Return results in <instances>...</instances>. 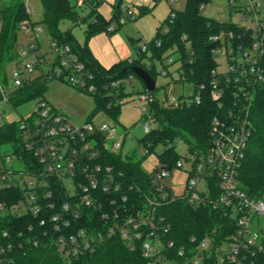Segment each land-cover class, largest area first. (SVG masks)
<instances>
[{
	"label": "built area",
	"instance_id": "1",
	"mask_svg": "<svg viewBox=\"0 0 264 264\" xmlns=\"http://www.w3.org/2000/svg\"><path fill=\"white\" fill-rule=\"evenodd\" d=\"M169 1L174 4L178 0ZM229 2L233 12L241 13L242 21L231 22L233 28L210 35L216 65L208 82L194 85L181 81L192 84L193 93L167 96L163 103L147 88L139 95L145 118L157 123L144 125L149 133L159 125L152 108L155 101L180 107L200 103L208 93L217 110L211 120L207 151L189 149L186 162L180 159L172 169L162 166L155 153L158 162L150 172L155 187L133 201L132 186L124 181L123 172L99 162V135H104L106 149L117 152L123 147L124 134L118 133V127L107 122L77 123L47 99L37 100L36 108L20 118L21 144H0V264L12 262L20 252L27 253L42 242L53 245L70 260L95 251L115 235L121 236L131 249L141 242L148 264H179L172 257L174 242L167 238L171 225L160 208L180 197L193 206H208L231 215L236 222L235 232L217 245L210 236L199 240L192 237L196 245L178 250V255L185 256L184 264H203L210 257L217 264H257L255 259L264 254V197H252L242 187L239 176L252 135L251 107L264 83V0ZM78 5L87 4L79 0ZM204 6L203 3L201 9ZM26 7L31 15L30 6ZM137 12L136 5L123 2L119 23L133 20ZM21 30L29 34V41L18 49L12 87L0 78V106L7 104L14 109L10 103L14 90L42 77L67 79L88 94L97 91L94 73L70 44L51 39L55 56L49 59L38 41L42 26L25 19ZM114 30V25L108 27V31ZM163 31L168 32L169 27ZM140 47L145 51L148 43L142 42ZM173 61L170 57L166 64ZM36 70L39 74L33 77ZM134 79L130 74L113 82V86ZM9 122L0 116V126ZM4 145H10L11 151H2ZM150 145L143 156L155 152ZM179 169L187 175L180 194L165 182ZM35 216L41 239L36 237L35 222L30 220ZM21 221L23 227L19 225Z\"/></svg>",
	"mask_w": 264,
	"mask_h": 264
},
{
	"label": "trees",
	"instance_id": "2",
	"mask_svg": "<svg viewBox=\"0 0 264 264\" xmlns=\"http://www.w3.org/2000/svg\"><path fill=\"white\" fill-rule=\"evenodd\" d=\"M41 1L44 7L43 24L49 30L51 39L70 44L86 62L87 68L95 75L97 91L90 94L95 100V105L86 121H92L98 111H105L111 118L118 121L121 113L120 100L126 98L129 93L126 92L125 83L114 87L113 82L124 79L130 74L135 76L136 74L131 69L132 66H142L156 78L158 72L155 67L147 66L142 62V57L149 53L152 58H159L166 69L170 66L166 64V60L177 55L172 64L177 65L176 70L182 76L180 81H187L194 85L208 82L210 71L216 65L212 54L214 44L210 42L209 37L220 29L233 28L231 22L222 23L203 15L201 5L210 0H187L184 10L178 11L171 8L166 23L169 31L164 32L163 27L158 28L156 36L147 42V50L143 51L139 47L137 50L139 55L132 61H121L110 69H105L92 56L88 42L91 37L100 32L114 33L122 26L119 18L123 0L115 1L114 13L109 20L99 12V7L104 0H85L87 4L85 8L89 11L87 15L79 13L77 9L79 0ZM173 12L174 16H172ZM140 13H147V10L141 8ZM0 14V78L3 83H7L6 65L18 58L16 43L20 25L25 19L33 20L27 12L24 0H10L9 3L2 4ZM33 23L37 24L34 21ZM66 23L71 26L63 29ZM113 24L115 30L108 31V27ZM82 25L85 26L83 42L74 33V28ZM185 36L187 39H184ZM137 41L135 40L134 43ZM181 70H183L182 73ZM169 74H171L170 71ZM175 80L173 78V81ZM51 81L45 77L37 78L14 90L10 96L13 108L18 109L28 102L46 99L45 93ZM152 108L159 126L146 133L139 142L144 147L151 143L149 146L151 151H155L160 145L164 146L163 151L158 153L162 166L172 169L181 159L175 148L174 140L177 136H183V133L194 138V142L190 143V151L193 152L195 149L207 151L211 141V120L217 110L215 101L208 93L204 94L200 103L191 102L184 103L180 107H172L161 105L157 100ZM250 118L252 135L239 178L242 187L252 197H264V83L258 88L251 107ZM20 120L0 126V144L9 142L21 144ZM104 142V135H99L101 152L99 162L112 165L118 171L123 172L124 181L128 183V186H132V200L135 201L138 197L150 193L155 184L154 175L143 168L142 162L146 157L136 159L135 152H133L125 158L119 152L106 149ZM160 212L166 215L171 225L167 238L174 242L172 257L179 264H184L185 256L178 255V250L196 245L192 242V237L199 240L210 236L217 245L236 230L233 216L225 215L222 211L208 206H193L184 197L165 203L160 208ZM30 220L35 222V235L41 239L38 217L35 216ZM98 220L102 223L101 219ZM19 225L23 227L24 222L21 221ZM255 260L257 264H264V254L258 255ZM5 264H148V258L144 255L141 242H138L136 249H131L121 236L115 235L104 240L95 251L70 260L63 258L53 245L42 242L27 253L20 252L12 262ZM203 264L217 263L214 257H210Z\"/></svg>",
	"mask_w": 264,
	"mask_h": 264
},
{
	"label": "rangeland",
	"instance_id": "3",
	"mask_svg": "<svg viewBox=\"0 0 264 264\" xmlns=\"http://www.w3.org/2000/svg\"><path fill=\"white\" fill-rule=\"evenodd\" d=\"M27 6H30L31 19L37 24L41 25L43 31L38 36V41L41 45L42 51L45 52L47 58L53 59L55 54L51 47V35L47 27L43 24V13L44 7L41 0H24ZM10 0H0V8L2 4L9 3ZM114 0H105L100 9L111 8ZM187 0H178L174 4H171L169 0H151L149 6L153 7L152 12L147 13H137L136 17L121 26L120 30L131 31L128 37L138 40L136 43H131L135 50V58L139 55L137 50L139 49L141 43L148 42L152 40L157 32L158 28H165L167 23V16L170 13L171 8L178 11H182L185 8ZM127 4V3H126ZM78 11L80 14L87 15L88 9L85 7L78 6ZM203 15L215 19L218 22H240L242 21L241 13L233 12L229 0H210L208 1L204 8L202 9ZM71 25L66 23L63 25V29L69 28ZM84 29L85 26H77L74 28V33L76 36L83 41L84 40ZM119 30V31H120ZM17 48L21 49L23 44L29 41V34L24 31L18 32ZM177 57V55L175 56ZM175 57H173L175 59ZM220 59V58H219ZM142 62L147 66H153L157 70L158 74L155 78L156 87L153 92L155 97L160 102H165L167 96L181 95H191L193 93V85L181 82L180 73L176 70V64H171L168 66V70L171 74H165L163 64L161 60L157 57L152 58L151 53L147 56L142 57ZM15 69V62H10L6 65V73L8 77V83L12 87V75ZM39 74V70H36L32 76L36 77ZM173 78L176 80L173 81ZM126 92L129 93L126 98L120 100L121 113L118 121L111 118L105 111H98L92 118L95 124H101L107 122L110 125H116L119 134H125L123 140V147L117 152L121 153L123 157L127 158L135 152V158L140 159L145 153L146 148L139 142L146 134L144 125L146 123L152 126L157 125L154 121L145 118L144 111L142 109L144 103L140 100V93L146 92V86L143 80L135 75V79L132 82L125 83ZM45 97L54 106L61 109L71 120L77 123H83L88 118L89 114L94 108L95 100L93 96L85 93L78 88L70 85L65 80H52L49 83V88L45 93ZM37 106V101L28 102L18 109H12L7 104H2L0 110L2 114L0 116L5 121H16L22 116L32 112ZM159 126V125H158ZM123 139V138H122ZM194 142L192 136L183 133V136H177L174 140L175 148L180 155V158L185 161L186 155L189 153L190 143ZM2 151H11L10 145H4L1 147ZM164 149V146L160 145L156 147L155 152L149 154L146 159L142 162L143 168L147 172H153L155 170V164L158 162V156L155 153H160ZM175 172L168 177L165 182L172 188L175 193L180 194L182 192L180 185H175ZM264 226V220L262 222Z\"/></svg>",
	"mask_w": 264,
	"mask_h": 264
},
{
	"label": "crops",
	"instance_id": "4",
	"mask_svg": "<svg viewBox=\"0 0 264 264\" xmlns=\"http://www.w3.org/2000/svg\"><path fill=\"white\" fill-rule=\"evenodd\" d=\"M105 1V0H104ZM111 4V8H99V12L107 19H111L114 13V4ZM124 3L134 4L140 13L141 8H145L147 12H152L153 7L149 6L151 0H123ZM102 5V4H101ZM100 5V7H101ZM114 25V24H113ZM115 26V25H114ZM121 28V27H120ZM120 28L114 33L100 32L90 38L88 42V47L92 56L96 61L105 69H110L112 66L120 63L121 61L134 59L135 50L133 48V43L130 42L128 35L131 31L125 29V31L120 30ZM120 30V31H119ZM131 34V33H130ZM80 40V39H79ZM81 41V40H80ZM84 41V40H83ZM81 41V42H83ZM132 43V44H131ZM50 102V101H49ZM52 104V103H51ZM53 105V104H52ZM54 106V105H53ZM59 109L58 107L54 106ZM61 110V109H59ZM125 137V134H124ZM124 139V138H123ZM156 165V164H155ZM175 185H180L183 190L184 184L187 179V175L184 170H175Z\"/></svg>",
	"mask_w": 264,
	"mask_h": 264
},
{
	"label": "water",
	"instance_id": "5",
	"mask_svg": "<svg viewBox=\"0 0 264 264\" xmlns=\"http://www.w3.org/2000/svg\"><path fill=\"white\" fill-rule=\"evenodd\" d=\"M128 39L130 42L135 41V39H133V38H128ZM131 69L138 77H140L143 80V82H144V84L148 90L155 91L156 80L147 69H145L142 66H132Z\"/></svg>",
	"mask_w": 264,
	"mask_h": 264
}]
</instances>
